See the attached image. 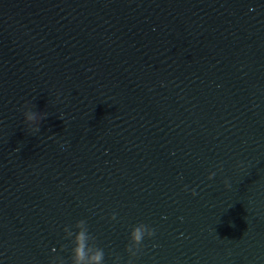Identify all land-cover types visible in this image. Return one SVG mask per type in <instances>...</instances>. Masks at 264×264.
<instances>
[{
    "label": "water",
    "instance_id": "1",
    "mask_svg": "<svg viewBox=\"0 0 264 264\" xmlns=\"http://www.w3.org/2000/svg\"><path fill=\"white\" fill-rule=\"evenodd\" d=\"M81 219L104 264L138 223L133 264H264V0H0V264Z\"/></svg>",
    "mask_w": 264,
    "mask_h": 264
},
{
    "label": "clouds",
    "instance_id": "2",
    "mask_svg": "<svg viewBox=\"0 0 264 264\" xmlns=\"http://www.w3.org/2000/svg\"><path fill=\"white\" fill-rule=\"evenodd\" d=\"M47 113L37 111L31 104L25 103L24 106V123L27 125L31 133L36 134L40 131V122L45 118ZM63 147V146H62ZM215 172H210L208 179H212ZM187 187V186H185ZM225 187H230L227 180ZM193 190V195H195ZM115 213L112 214L110 219H115ZM65 237L71 240V264H104V250L97 247L94 243L95 238L88 229L85 220L81 219L76 221L74 226H65ZM155 235V229L145 223H138L131 228L129 233V243L126 246V251L129 254L128 264H133L131 258L136 257L142 248V241L145 238H151ZM119 256L114 260V264H119ZM53 264H64V261L57 259Z\"/></svg>",
    "mask_w": 264,
    "mask_h": 264
}]
</instances>
